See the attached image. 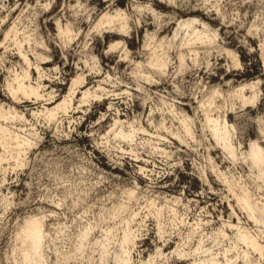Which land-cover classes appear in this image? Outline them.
I'll return each instance as SVG.
<instances>
[{"label": "clouds", "instance_id": "1", "mask_svg": "<svg viewBox=\"0 0 264 264\" xmlns=\"http://www.w3.org/2000/svg\"><path fill=\"white\" fill-rule=\"evenodd\" d=\"M0 264H264V0H0Z\"/></svg>", "mask_w": 264, "mask_h": 264}]
</instances>
